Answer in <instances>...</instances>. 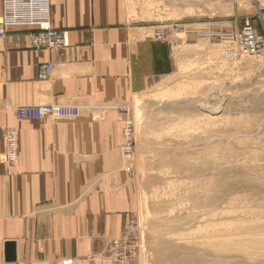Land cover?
Masks as SVG:
<instances>
[{"label":"crops","instance_id":"1","mask_svg":"<svg viewBox=\"0 0 264 264\" xmlns=\"http://www.w3.org/2000/svg\"><path fill=\"white\" fill-rule=\"evenodd\" d=\"M149 3L36 0L37 17L65 31L69 47L34 49L23 29L0 37V264L118 263L110 245L135 209L128 105L179 71L185 43L199 33L176 10L173 18L154 19ZM182 26L186 40L173 38L170 28L182 34ZM46 63L53 69L42 80ZM39 104L53 105L54 114L17 117L19 106ZM6 127L18 130L14 164L2 159Z\"/></svg>","mask_w":264,"mask_h":264},{"label":"rangeland","instance_id":"2","mask_svg":"<svg viewBox=\"0 0 264 264\" xmlns=\"http://www.w3.org/2000/svg\"><path fill=\"white\" fill-rule=\"evenodd\" d=\"M149 1L154 19L176 10L199 33L185 43L179 71L128 105L125 150L138 225L118 238L133 237V253L114 249V261L264 264V52L240 51L231 39L246 18L261 26L264 3ZM187 28L169 33L186 40Z\"/></svg>","mask_w":264,"mask_h":264},{"label":"built area","instance_id":"3","mask_svg":"<svg viewBox=\"0 0 264 264\" xmlns=\"http://www.w3.org/2000/svg\"><path fill=\"white\" fill-rule=\"evenodd\" d=\"M45 11V8L43 12ZM37 12L41 10L36 6V0H3L2 11L0 12V37L6 36L12 29H28L32 48L37 50H65L69 47L67 33L63 30L54 28L49 22L40 20ZM260 27L256 25L252 19L246 18L240 29L231 35L233 43L241 51L251 55H259L264 52V14L260 15ZM158 39H162V35L158 34ZM235 51L230 50V55H234ZM53 69L51 63L43 64L39 74L42 80L49 79ZM55 108L49 104L19 106L16 109L17 117L26 120H42L53 115ZM126 136L129 139L132 136V125L129 123L126 127ZM18 130L13 127L5 128V151L2 156L4 162L14 164L18 158ZM138 225L137 220L131 219L128 223L125 234L131 236ZM127 237V236H126ZM133 241L129 244L124 243ZM125 251L133 253L135 248V239L133 237L115 240L111 243V257L113 250L123 248ZM110 248V249H111ZM127 259V257H126ZM73 259L63 261V264H72Z\"/></svg>","mask_w":264,"mask_h":264},{"label":"bare ground","instance_id":"4","mask_svg":"<svg viewBox=\"0 0 264 264\" xmlns=\"http://www.w3.org/2000/svg\"><path fill=\"white\" fill-rule=\"evenodd\" d=\"M229 54H230V51H229V53H228V59L231 58V57L229 56ZM231 59H232V58H231ZM220 105H221V104H220ZM220 105H215V106H210V107H211L212 110H216V109L220 108ZM129 123L132 125L131 122H129ZM127 125H128V124H127V122H126V126H127ZM129 148H130V147H129ZM131 219H135V220H136V218L132 217V218L129 219L128 223L130 222ZM137 222H138V221H137ZM127 225H128V224H127ZM118 257H119V255L114 253L112 259L118 261ZM126 260H127V259H126ZM62 264H63V263H62Z\"/></svg>","mask_w":264,"mask_h":264}]
</instances>
